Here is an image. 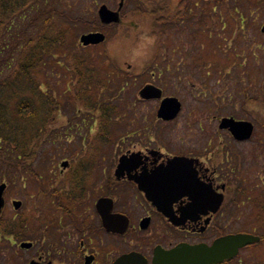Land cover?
Segmentation results:
<instances>
[{"label": "flooded vegetation", "instance_id": "af4514ba", "mask_svg": "<svg viewBox=\"0 0 264 264\" xmlns=\"http://www.w3.org/2000/svg\"><path fill=\"white\" fill-rule=\"evenodd\" d=\"M170 3L105 0L97 8L119 12L120 25L127 9L142 15ZM196 7L202 14H224L230 28L247 32L253 11L264 14V0L261 5L253 0H178L175 11L182 18L177 25ZM109 25L104 30L119 26ZM257 94L254 99L264 110V90ZM152 101L157 100L143 103ZM224 118L251 124V136L238 140L224 130L225 137H202L204 142L171 152L165 150L166 142L153 144L147 137L146 144L139 140L134 150L116 158L106 151L90 152L87 167L82 161L86 152L72 162L63 160L67 166L53 167L48 184L28 168L22 193L33 212L6 218L9 224L21 222L5 237L10 248L24 255L23 264H264V136H255L264 122L228 116L218 124ZM122 158V174H116ZM175 158L183 159L180 172H159ZM27 189L37 197L32 199ZM49 200L52 208L42 204Z\"/></svg>", "mask_w": 264, "mask_h": 264}, {"label": "rangeland", "instance_id": "374dc122", "mask_svg": "<svg viewBox=\"0 0 264 264\" xmlns=\"http://www.w3.org/2000/svg\"><path fill=\"white\" fill-rule=\"evenodd\" d=\"M104 1L55 0V5L62 11H68L72 19L84 16L83 19L91 20V16L97 13V5ZM177 1L171 0L167 5L168 14L172 15L175 11ZM199 1L193 0V3ZM65 20L62 26L71 28L68 40L78 44V51L81 52L79 36L89 30L79 22H71L69 18ZM263 20V11H253L252 30L247 32L238 27L230 28L224 14L210 11L202 14L196 7L189 19L163 29V34H160L152 29L154 19L149 14L132 15L127 9L118 27L102 31L111 38L108 43L85 49L86 60H90L99 70L111 72L113 70L105 60L106 52L123 71L134 70L138 76L148 65L145 76L137 81L138 86L126 90V95L139 100V90L151 84L162 91V96L178 99L181 111L173 122L164 124L158 123L155 118L158 101L137 104L131 116L130 123L133 125L119 129L117 124V132L121 130L128 132V135L118 136L120 139L113 148L105 147L107 152L112 151L113 158H116L121 152L134 150L139 140L147 142V137H151L153 144L156 142L164 146L159 141L166 142L167 152L180 151L186 143L204 142L206 139L202 137L227 136L228 133L217 130L223 117L255 118L264 122L261 103L254 99L258 97L259 89L264 90V32H260ZM155 54L157 58L154 60ZM56 64L55 60L44 67L39 80L47 94L50 92L54 99L62 102L63 98H68L70 80L66 78L65 68ZM58 111L52 117L51 125L33 157L32 167L46 184L53 167V170L60 169L63 160L72 162L74 157L89 151L90 138L97 130L88 121L92 128L89 134L80 122L71 120L66 109ZM131 129H136V133H130ZM260 129H257L255 136H264V129ZM82 134L83 137H80ZM8 161L13 162L14 157L10 156ZM24 178L0 158V184L7 185L0 219L20 214L28 216L33 212L22 193ZM26 180L34 181L35 178L26 176ZM26 193L32 199L37 197V192L31 189H27ZM13 200L22 202L17 211L12 207ZM42 204L52 208L50 200L42 201ZM23 256L19 251L12 250L7 241L0 240V264H23Z\"/></svg>", "mask_w": 264, "mask_h": 264}, {"label": "trees", "instance_id": "16d2710c", "mask_svg": "<svg viewBox=\"0 0 264 264\" xmlns=\"http://www.w3.org/2000/svg\"><path fill=\"white\" fill-rule=\"evenodd\" d=\"M55 3V0H0V158L19 174L31 168L35 150L47 133L52 117L62 108L69 112L71 120L98 123L89 141L88 155L82 159L85 167L92 152L113 148L120 139L118 136L128 135L121 130L117 132V124L119 129L133 125L130 122L134 107L141 103L125 91L138 86L137 81L149 67L136 76L134 70L123 71L106 53L105 60L113 71L99 70L86 60L85 49L79 52L78 45L68 40L71 28L62 26L69 18L71 22L97 30L101 28L98 21L72 19L68 11L57 8ZM253 3L261 5L262 0H253ZM189 4L186 7L190 10ZM146 12L154 19L152 29L160 34L167 27L177 26L176 21L182 18L181 11L168 14L166 5L162 8L158 4ZM187 15L189 18V12ZM55 60L56 65L65 68L66 78L70 80L68 98L62 102L50 92L47 94L39 80L44 67ZM133 131L136 133V129L129 132ZM10 156L14 157L13 162L8 161ZM9 223L0 220V238L21 228L20 221Z\"/></svg>", "mask_w": 264, "mask_h": 264}, {"label": "water", "instance_id": "95a60500", "mask_svg": "<svg viewBox=\"0 0 264 264\" xmlns=\"http://www.w3.org/2000/svg\"><path fill=\"white\" fill-rule=\"evenodd\" d=\"M98 17L102 24L108 25L110 23H118L119 17L118 12L112 13L108 11L105 7H101L98 12ZM104 41V36L99 33L83 35L80 39V42L84 46L90 44L96 45ZM140 97L144 100L151 99H160L161 92L155 89L152 86L144 87L140 93ZM181 104L175 98H165L161 101L160 106L157 110V118L163 121H171L176 118L180 112ZM219 129L228 130L234 138L238 140H244L249 138L252 134L253 128L252 125L246 122H235L232 119H223L219 125ZM183 159L175 158L168 163V166L164 170H159V172H180L181 171V162ZM126 160L122 158L119 160V165L117 166L116 174H122V169L124 168ZM63 167L67 166V163L62 165ZM5 189V185L0 186V209L3 206L2 195ZM147 193H150L147 191ZM15 209L20 207V203H13Z\"/></svg>", "mask_w": 264, "mask_h": 264}]
</instances>
